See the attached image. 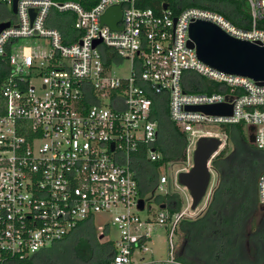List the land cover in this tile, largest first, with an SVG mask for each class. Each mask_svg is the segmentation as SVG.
I'll return each mask as SVG.
<instances>
[{
    "label": "built area",
    "instance_id": "built-area-1",
    "mask_svg": "<svg viewBox=\"0 0 264 264\" xmlns=\"http://www.w3.org/2000/svg\"><path fill=\"white\" fill-rule=\"evenodd\" d=\"M232 1L249 4L248 26L198 6L175 14L169 7L139 8L136 0H0V7L13 11L0 20L10 23L0 31V60L9 67L0 83V264H29L30 256L85 220L110 213L120 235L108 264H151L155 258L146 254L152 251L155 225L167 229L162 261L181 264L176 236L192 212V198L185 193L182 209L172 214L167 202L156 200L162 196L156 192L171 182L162 173L152 194L143 193L139 154L145 151L148 161L161 158L155 148L156 95L167 97L171 121L187 135L188 158L201 136H219L196 129L209 124L254 126L253 144L264 149V85L207 65L188 45L196 19L264 45V0ZM117 4H122V29L114 30L101 18ZM60 15H65L64 31L54 25ZM42 41L46 48L37 45ZM126 62L128 74H116L114 65ZM188 72L214 90L189 91ZM225 102L233 104L230 116L187 109ZM181 171L174 172L175 185ZM258 192L264 206V173ZM147 199L160 204L157 216ZM141 211L149 214L143 219ZM94 226L106 237L108 225Z\"/></svg>",
    "mask_w": 264,
    "mask_h": 264
},
{
    "label": "trees",
    "instance_id": "trees-1",
    "mask_svg": "<svg viewBox=\"0 0 264 264\" xmlns=\"http://www.w3.org/2000/svg\"><path fill=\"white\" fill-rule=\"evenodd\" d=\"M169 4L175 14L184 8L198 6L216 10L239 26H248L249 4L232 0H136L139 8L161 12ZM65 15L54 24L66 30ZM73 21L70 19V22ZM9 67L0 60V83ZM192 79L187 89L193 92H212L208 81L188 72ZM154 118L159 124L155 144L161 158L148 161L145 151L138 163L142 192L154 190L158 168L169 162H186L189 139L169 117L168 100L156 95L153 102ZM227 142L211 161L217 175L205 212L195 219L184 218L179 225L182 235L176 259L181 264H264V206L260 203L258 183L264 173V149L249 141L248 128L243 123L221 124ZM231 143V146H230ZM158 202H167L172 214L183 207L180 193L158 196ZM93 218L81 223L71 234L54 242L27 260L29 264H108L115 252L113 241L99 242ZM39 259V260H38ZM40 259H46L41 261ZM154 264H169L156 262Z\"/></svg>",
    "mask_w": 264,
    "mask_h": 264
},
{
    "label": "water",
    "instance_id": "water-1",
    "mask_svg": "<svg viewBox=\"0 0 264 264\" xmlns=\"http://www.w3.org/2000/svg\"><path fill=\"white\" fill-rule=\"evenodd\" d=\"M169 4H164L167 9ZM31 10V14L36 13ZM16 12V8H14ZM123 18L122 4L110 6L102 15V24L112 29H122L118 23ZM10 25L9 22L0 24V31ZM188 45L195 49L199 59L207 65L225 73L247 76L259 85H264V45L260 41H249L236 38L228 34L216 23L196 19L189 28ZM100 42L98 40L96 43ZM95 43V45H96ZM188 110L201 111L209 115H226L233 113V104L225 102L213 105L188 106ZM254 126L248 127V137L251 143L255 141ZM223 139L219 136H201L193 150V165L188 171L178 174V183L185 188L192 198L191 210L196 211L208 194L213 180L211 161L222 149ZM139 207L144 208V200L140 199ZM165 208L163 204L161 206ZM101 236L100 238H102Z\"/></svg>",
    "mask_w": 264,
    "mask_h": 264
},
{
    "label": "rangeland",
    "instance_id": "rangeland-1",
    "mask_svg": "<svg viewBox=\"0 0 264 264\" xmlns=\"http://www.w3.org/2000/svg\"><path fill=\"white\" fill-rule=\"evenodd\" d=\"M13 15V11H12V7L11 6H1L0 7V20L3 19H7L10 18ZM46 42L42 41L41 43H38L37 45L39 46H43L46 48L45 46ZM129 62H126V65L124 67H121L119 65H114L113 70L116 72V74L122 76V75H126L128 74L129 70ZM34 83L37 84L38 83V79H34ZM248 128V126H245ZM196 129H200L202 131H210L211 133L215 134L218 133V135L223 139V147L225 146V144L229 141L227 139V136L223 134L222 129H221V124H209V125H205L203 127H199ZM197 135H194L193 140L196 141ZM231 146V143H230ZM222 147V149H223ZM194 146L192 145V147L190 146L189 148V153L191 154L190 157L187 159L186 162L180 161V162H170V164H163L160 168H158L157 172L158 173H162V174H167L170 179L171 182H169L168 184L165 185V189L164 190H158L156 192V195H162V196H166L167 193L172 194L173 192H178L180 193V196L183 198H185V193H188V191L183 188L182 186H180V184L175 185V182H173L174 179V172L176 170H182V171H188L192 165H193V160H192V151H193ZM171 168V170H170ZM213 180L211 182L210 185V189L208 191L207 196L205 197V199L202 201L201 205L199 206V208L196 211L192 212L190 211L188 213L187 216H189V218L191 219H195L197 218L199 215L203 214L205 212V209L208 205V202L210 201L211 198V194L214 190V188L217 185V175L215 173V171L213 170ZM157 185V184H156ZM148 192L150 194H152V190H148ZM189 194V193H188ZM146 203L148 206L152 207V212H150L151 214H153V216H157L158 210H159V206L160 204L152 199H147ZM186 203V201H185ZM187 204V203H186ZM149 214V212L147 211H141L139 212V215L144 219L147 215ZM113 214H103V215H98L95 218V222L94 224L96 226H102V225H108L109 226V230L107 231V233H105L106 237H108L111 241H113V243H115V241L119 238V229L117 228V224L114 222L113 220ZM96 231V236L99 242H103L106 241V237H102L100 238L101 235V231L99 229L95 230ZM181 237L182 235L179 234L176 236V240L178 242V244L181 241ZM167 229L164 227H160L158 225H155V227H153V231H152V241L149 243V246L151 248V252L146 254L147 258H151L152 256L155 259H165L167 257ZM153 253V254H152ZM39 260V259H38ZM41 261H45L46 259H40Z\"/></svg>",
    "mask_w": 264,
    "mask_h": 264
},
{
    "label": "crops",
    "instance_id": "crops-1",
    "mask_svg": "<svg viewBox=\"0 0 264 264\" xmlns=\"http://www.w3.org/2000/svg\"><path fill=\"white\" fill-rule=\"evenodd\" d=\"M163 259H161V260H159V259H154V261L151 263V264H154V263H156V262H164V261H162Z\"/></svg>",
    "mask_w": 264,
    "mask_h": 264
}]
</instances>
